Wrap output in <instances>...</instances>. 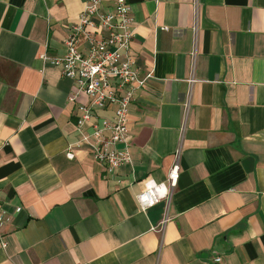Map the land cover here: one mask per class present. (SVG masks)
<instances>
[{
  "label": "crops",
  "instance_id": "0c3cea01",
  "mask_svg": "<svg viewBox=\"0 0 264 264\" xmlns=\"http://www.w3.org/2000/svg\"><path fill=\"white\" fill-rule=\"evenodd\" d=\"M84 2L0 0V264H264V0H128L153 76L111 174L87 146L68 157L89 99L43 58L66 52ZM177 152L172 197L143 211Z\"/></svg>",
  "mask_w": 264,
  "mask_h": 264
},
{
  "label": "built area",
  "instance_id": "2783aa9c",
  "mask_svg": "<svg viewBox=\"0 0 264 264\" xmlns=\"http://www.w3.org/2000/svg\"><path fill=\"white\" fill-rule=\"evenodd\" d=\"M136 34L132 8L128 0H85L78 21L71 25L65 38L66 52L49 58L60 65L62 74L73 80L75 88L70 101L85 94L89 101L79 105L82 111L77 130L80 139L67 153L74 158L75 146H87L93 158L111 174L132 162L129 111L136 93L153 73H143L132 54ZM111 110L112 115L99 121L98 111ZM97 119V120H96ZM87 127L92 130L88 131ZM180 153L175 154L167 179L158 182L147 178L137 195L145 211L161 200L169 201L180 179ZM21 207H17V211ZM10 218L0 189V245L7 247L4 227ZM216 257V261H220Z\"/></svg>",
  "mask_w": 264,
  "mask_h": 264
}]
</instances>
